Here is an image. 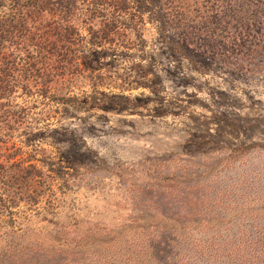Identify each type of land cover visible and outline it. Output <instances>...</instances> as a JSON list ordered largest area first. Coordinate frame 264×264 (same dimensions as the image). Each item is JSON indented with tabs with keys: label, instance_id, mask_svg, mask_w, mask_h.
Masks as SVG:
<instances>
[{
	"label": "rangeland",
	"instance_id": "obj_1",
	"mask_svg": "<svg viewBox=\"0 0 264 264\" xmlns=\"http://www.w3.org/2000/svg\"><path fill=\"white\" fill-rule=\"evenodd\" d=\"M120 1L140 34L0 123V264H264V0Z\"/></svg>",
	"mask_w": 264,
	"mask_h": 264
},
{
	"label": "trees",
	"instance_id": "obj_2",
	"mask_svg": "<svg viewBox=\"0 0 264 264\" xmlns=\"http://www.w3.org/2000/svg\"><path fill=\"white\" fill-rule=\"evenodd\" d=\"M6 1V5L0 1V123L7 127L28 111L14 103L12 97L30 94L31 90L46 96L52 80L78 69L85 45L95 48L111 43L124 36L126 30L139 35L144 10L143 5L128 6L120 0H108L109 5L96 4L104 0H66L68 5H44L40 0ZM173 14L177 17L178 12ZM156 28L160 34L166 31L161 21ZM15 155L13 152L4 157L12 158L7 165L0 159L1 183L8 179L7 168H20Z\"/></svg>",
	"mask_w": 264,
	"mask_h": 264
}]
</instances>
